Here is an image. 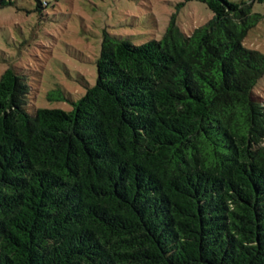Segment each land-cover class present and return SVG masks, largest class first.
Segmentation results:
<instances>
[{
	"label": "trees",
	"instance_id": "16d2710c",
	"mask_svg": "<svg viewBox=\"0 0 264 264\" xmlns=\"http://www.w3.org/2000/svg\"><path fill=\"white\" fill-rule=\"evenodd\" d=\"M184 1L212 13L190 34L104 32L94 84L47 94L69 111L2 72L0 264H264V53L243 45L264 0Z\"/></svg>",
	"mask_w": 264,
	"mask_h": 264
},
{
	"label": "rangeland",
	"instance_id": "374dc122",
	"mask_svg": "<svg viewBox=\"0 0 264 264\" xmlns=\"http://www.w3.org/2000/svg\"><path fill=\"white\" fill-rule=\"evenodd\" d=\"M5 1L12 5L0 7V75L10 66L24 75L30 87L27 107L32 110L71 109L69 101L51 100L47 94L59 89L76 101L86 85L94 84L104 32L140 45L160 39L172 15L186 35L212 17L197 1L54 0L40 12L36 0ZM251 11L261 19L243 45L264 53V2H255ZM253 98L264 107V76Z\"/></svg>",
	"mask_w": 264,
	"mask_h": 264
},
{
	"label": "built area",
	"instance_id": "2783aa9c",
	"mask_svg": "<svg viewBox=\"0 0 264 264\" xmlns=\"http://www.w3.org/2000/svg\"><path fill=\"white\" fill-rule=\"evenodd\" d=\"M54 1V0H41L42 4H46L47 2Z\"/></svg>",
	"mask_w": 264,
	"mask_h": 264
}]
</instances>
